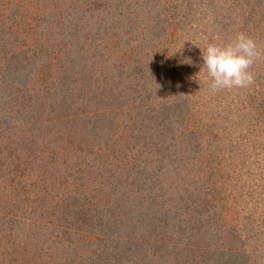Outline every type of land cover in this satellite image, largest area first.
<instances>
[{
	"label": "trees",
	"instance_id": "16d2710c",
	"mask_svg": "<svg viewBox=\"0 0 264 264\" xmlns=\"http://www.w3.org/2000/svg\"><path fill=\"white\" fill-rule=\"evenodd\" d=\"M238 32L264 0H0V264H264V56L212 92L198 47Z\"/></svg>",
	"mask_w": 264,
	"mask_h": 264
},
{
	"label": "clouds",
	"instance_id": "9594fccd",
	"mask_svg": "<svg viewBox=\"0 0 264 264\" xmlns=\"http://www.w3.org/2000/svg\"><path fill=\"white\" fill-rule=\"evenodd\" d=\"M198 47L203 61L201 70L210 79L212 92L251 86L254 83L251 69L264 56L257 42L243 32H238L227 43H208L203 48Z\"/></svg>",
	"mask_w": 264,
	"mask_h": 264
},
{
	"label": "rangeland",
	"instance_id": "374dc122",
	"mask_svg": "<svg viewBox=\"0 0 264 264\" xmlns=\"http://www.w3.org/2000/svg\"><path fill=\"white\" fill-rule=\"evenodd\" d=\"M178 11H182V10H178ZM261 217H262V218H261V219H262L261 222H264V220H263L264 217H263V216H261ZM257 223H258V225H260V224L262 225V223H259V222H257ZM257 229H258V230H259V229H260V230L262 229V232H263V231H264V225H262L260 228H257ZM256 246H258V245H256Z\"/></svg>",
	"mask_w": 264,
	"mask_h": 264
}]
</instances>
